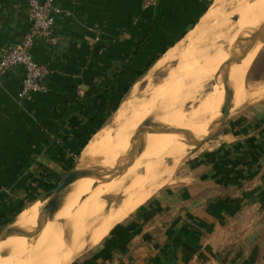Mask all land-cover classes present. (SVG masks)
Masks as SVG:
<instances>
[{
  "label": "crops",
  "instance_id": "crops-1",
  "mask_svg": "<svg viewBox=\"0 0 264 264\" xmlns=\"http://www.w3.org/2000/svg\"><path fill=\"white\" fill-rule=\"evenodd\" d=\"M56 2L59 45L37 41L31 50L49 70L45 91L20 100V67L0 80V232L55 188L125 84L176 46L211 4L157 0L144 10L143 0ZM0 24L1 54L27 32L28 0H0ZM263 78L260 57L245 76L249 97L234 106V89L214 139L71 264H264Z\"/></svg>",
  "mask_w": 264,
  "mask_h": 264
},
{
  "label": "bare ground",
  "instance_id": "bare-ground-1",
  "mask_svg": "<svg viewBox=\"0 0 264 264\" xmlns=\"http://www.w3.org/2000/svg\"><path fill=\"white\" fill-rule=\"evenodd\" d=\"M235 15L238 16V20L233 23L231 17ZM262 22H264V0H214L184 39L154 64L146 76L148 84L146 89L142 92L140 85H134L111 122L100 129L86 146L79 161V168L84 167L85 160L89 162L92 160L91 163L96 162L100 164L99 167L106 169L110 167L114 170L117 165L124 164H118V160L122 158L111 161L112 156L136 144L141 134L154 136L151 139L155 142L160 141L155 137L168 135L148 134L144 125L148 118H152L154 122L164 127L188 130L195 139L202 137L208 128L213 108L215 109L212 118L215 122L218 120L223 99V95L218 92L219 99L214 101V84L207 92L202 89L207 84L214 83V73L227 60L229 53H232L231 42L236 38L239 29ZM254 29L256 30L255 27ZM235 42L239 43V40ZM240 48H238L239 52L244 49L240 51ZM234 51L236 47L233 53ZM246 59L239 65L241 67L238 68L239 70L235 67L231 68V72H234L230 73V79L232 78L231 82L234 85L243 79L245 74L243 64ZM156 75L163 77L159 85H154L153 78ZM247 94L246 90L242 89L235 101L240 103L242 100L240 104H243L248 98L249 94ZM187 102L191 103V108L185 111ZM172 136L175 138L166 141L167 147L171 148L172 143L175 142H178L179 147L184 146L183 143H190V140L186 139L188 136L184 137V133H174ZM146 142L135 148L143 152L135 163L124 170L122 176L119 174L107 189L96 191L78 208L70 210L71 205L77 202L79 197L88 193L90 184L84 182L92 184L91 180H79L77 182L79 185L66 196L64 205L54 217H52V204L47 201H38L29 208L27 214L41 208L29 217L25 218L24 213L17 216V221L14 223L17 234L2 240L4 243L0 241V264H4L5 261L1 257L3 252L8 255L13 252L12 264H69L78 256L96 247L113 226L126 219L163 187L166 180L168 181L169 176L165 175L168 171L163 163L168 156L158 154V150L167 152L169 149L165 150L164 143L156 145ZM102 174L104 175L103 172L98 173V176L101 177ZM106 202H110L111 205L106 207ZM38 217L44 221V228L34 237L31 236L33 239H30V243L26 240L27 245H24L26 248L17 246L18 249L14 247L17 249L14 251L12 246L21 238L18 235L30 230L34 231ZM62 218H64L63 225L59 226L57 220ZM7 242L8 245L10 244L8 249L5 245ZM1 245L4 246L3 249Z\"/></svg>",
  "mask_w": 264,
  "mask_h": 264
},
{
  "label": "rangeland",
  "instance_id": "rangeland-1",
  "mask_svg": "<svg viewBox=\"0 0 264 264\" xmlns=\"http://www.w3.org/2000/svg\"><path fill=\"white\" fill-rule=\"evenodd\" d=\"M213 1L214 0H211V4L213 3ZM210 4V5H211ZM248 4H250V3H248ZM210 5H208V7L210 6ZM208 9V8H207ZM207 9H206V11H207ZM205 11V12H206ZM230 11V10H229ZM204 12V13H205ZM224 19H226V17H223ZM231 20L233 21V23L234 22H236L237 20H238V16L237 15H235V16H233V17H231ZM195 26V25H194ZM194 26H192V27H194ZM191 27V25H190V28H189V30L192 28ZM249 27V28H248ZM254 27L256 28V30L258 31H256L255 29H254ZM189 30H188V32H189ZM252 30V31H251ZM187 32V33H188ZM232 32V31H231ZM245 32H248L247 34L245 33ZM263 32H264V22H262V23H259V24H252L251 26H244V27H242L241 29H239V31L237 32V36H236V38L233 40V42H231V46H232V48H231V51H232V53L230 52L229 53V57L227 58V60L230 58V56H232L233 54H237V55H240L241 53H243L244 51H245V49L246 48H250V51H249V53H248V55H247V57H245L244 59H246V62H245V64H243V66H245V68H244V71L243 72H245V74H243V79H241L240 80V82L239 83H237V84H233L232 82H231V79H230V73H233V72H231V68H233V67H235L237 70H239L241 67L239 66L241 63H242V61L240 62V63H238V64H236V63H233L232 64V66L230 67V70H229V82L232 84V87H233V89H235V94H236V96H235V98L237 97L238 98V93H239V91H241L242 89L243 90H246V88H245V84H244V80H245V76H246V74L248 73V71H249V69L253 66V64H254V62L256 61V60H258L260 57H262V59H263V61H264V44H262V43H260V41H259V38H260V36L263 34ZM234 33V32H233ZM186 36V35H185ZM184 36V37H185ZM252 38H251V37ZM184 37L182 38V39H184ZM248 37H250L251 38V40H250V38H248ZM244 39V40H243ZM248 39V40H247ZM236 40H239V43H237V42H235ZM241 40V41H240ZM244 41V43H243V41ZM207 41V40H206ZM243 44H242V43ZM201 43L202 42H200V44L199 45H201ZM252 43V44H251ZM255 43H257V45L255 44ZM242 46V48H244V49H242V48H240L241 46ZM236 47V51H234V53H233V50L235 49V47ZM256 47V48H255ZM238 48H240V51H241V49H242V51L241 52H239V49ZM192 50V49H191ZM166 53V52H165ZM164 53V54H165ZM192 53H193V51H192ZM164 54H162V55H160V58H162L163 56H164ZM189 54L191 55V52H189ZM159 58V59H160ZM158 61V60H157ZM226 61V60H225ZM225 61L223 62V64L225 63ZM223 64H221V65H223ZM220 65V66H221ZM234 65V66H233ZM242 66V67H243ZM153 66H151V68H152ZM240 67V68H239ZM151 68L143 75V76H141L140 78H137L134 82H133V84H132V86L130 87V89L127 91V93L123 96V97H121V101L117 104V108L116 109H114V110H110V112H107V115H106V120L104 121V124H103V126H102V128L104 127V126H106L108 123H110L111 122V120L113 119V117L115 116V114H116V112H117V110L119 109V107L121 106V104L128 98V96H129V94H130V92H131V90L133 89V87H134V85H136V84H138V85H140V89H141V91L143 92L145 89H146V86L148 85L147 84V82H146V76L149 74V72L151 71ZM239 68V69H238ZM237 70H235V71H237ZM218 71V72H217ZM216 72H217V74H216V72L214 73L215 75H214V83H209V84H207L203 89H202V91H205V92H207V91H209L210 90V88L212 89V85L214 84V92H213V97H214V101L216 100V99H219V98H217L218 96H217V94H218V92L220 93V94H222L223 95V99H222V103H221V106H220V110L222 109V105H223V101H224V89H223V87H224V84H223V78H222V74H223V69L221 68V67H219V69L217 70ZM154 85H159L160 83H161V81H162V79H163V77L162 76H155L154 78ZM140 81V82H139ZM249 81V82H248ZM248 81H247V84L248 85H252V81H253V78H252V76H251V78L250 79H248ZM261 81H263L264 82V78L261 80ZM146 82V83H145ZM240 83H242V84H240ZM231 84H230V86H231ZM240 84V85H239ZM239 86V87H238ZM244 87V88H243ZM216 88V89H215ZM247 92V91H246ZM248 93V92H247ZM248 95V94H247ZM248 97H249V95H248ZM236 100V99H235ZM241 101L242 100H240V103H241ZM216 102V101H215ZM189 103V104H188ZM239 101H235V106H239ZM220 104V103H219ZM241 105V104H240ZM185 111H188L190 108H191V103L190 102H187L186 104H185ZM214 109L215 108H213V110H212V116H211V120H209L208 121V128H207V130H206V132L204 133V135L206 136L210 131H212V130H215L216 129V127H217V125H218V122H219V119H220V116H221V111L219 112V116H218V120L215 122L214 120H213V114H214ZM148 120H149V118H148ZM150 120H152V122L153 123H156V122H154V120L151 118ZM157 124H159V123H157ZM102 128H100V129H102ZM167 128V127H166ZM97 133V132H96ZM139 134H141V133H139ZM188 134H190V135H192V133H190V132H188V133H184V137H186V135L188 136ZM169 135V136H168ZM168 135H163V136H161V138H158V137H155V138H157V139H159L160 141L159 142H155L154 140V142L152 141V137H154V136H150V135H146V134H141L140 136L141 137H139L138 139H137V143L136 144H134V145H132V146H129L128 148H126V149H124V150H121V151H118L117 153H115L112 157H113V159L111 160V161H115L114 159H118V158H122V159H120V160H118L119 162H118V164L119 163H123V164H121V165H123V166H126V161H128V160H126V159H128V158H126V157H123L129 150H130V148H136L138 145H141V144H144L145 142H146V140L148 141V142H146V143H156V145H157V143H164L163 145L165 146V150H167V149H169V150H167V152L165 151V152H163V151H161L160 149L158 150V154H160V155H165L167 158L165 159V161L163 162L164 163V165H165V169L168 171V173H166L165 175H168L169 176V178L167 177V179H168V181L166 180L165 182V184L164 185H166V184H169V183H171L172 182V180H173V178H174V176H175V174L177 173V172H179V170H180V168L183 166V163L185 162V160H186V158H188L189 157V155L192 153V152H194L195 150H197L198 148H200L201 146H198V147H196V146H194V145H191V143H183V145L184 146H178V142H175V143H172V147L170 148V147H167L168 146V143H166V141L169 139V140H172L173 138H175L174 136H172V134H168ZM204 135L202 136V137H199V138H197V140H201L203 137H204ZM95 136V134H93L92 136H90V138L88 139V142H87V145H88V143L91 141V139L93 138ZM172 137V138H171ZM215 137V136H214ZM214 137L213 138H211L210 140H212V139H214ZM147 138V139H146ZM149 138V139H148ZM186 139H189L188 137H186ZM149 140H150V142H149ZM210 140H208V141H206L204 144H206L207 142H209ZM190 142V141H189ZM182 143V142H181ZM86 145V146H87ZM85 150V149H84ZM83 153H84V151H83ZM83 153H82V155H83ZM79 156H80V154H78L77 155V158H76V161L79 159ZM82 157V156H81ZM174 158V159H173ZM177 158V159H176ZM125 159V160H124ZM175 160V161H174ZM92 162V160H90V162H89V160H85V162H84V167L80 170V171H82V172H85V173H87V174H84V176L81 178V179H79V180H91L92 181V184L91 183H89V182H84V183H88V184H90V189L88 190V193L87 194H84V195H82L81 196V198L79 197V199L77 200V202H74L72 205H71V207H70V210H72V209H75V208H78L80 205H82V203H84V202H86V201H88L89 199H90V197L92 196V194L93 193H95L96 191L97 192H100V191H104L105 189H107V187H109L110 186V184H111V182H112V180L114 181V179H116L117 178V176L120 174V176H122L123 174H124V170L126 169V168H119L118 167V165L116 166L117 167V169L115 168L114 170L112 169V168H110L109 167V169H106L105 167L104 168H102V167H99L100 166V164H97L96 162L94 163H91ZM87 163V164H86ZM90 165H91V167H90ZM87 166V167H86ZM130 167V166H129ZM102 170H101V169ZM104 169V170H103ZM120 169V170H119ZM101 172H100V171ZM110 170H112L111 172H109ZM169 171H170V173H169ZM104 173V175L103 176H98V173ZM93 174V175H92ZM79 180L78 181H76V183H73V184H71L70 186H68L67 187V194H66V196L70 193V191L71 190H73V188L75 187H77V185H79V184H77V182H79ZM57 185V184H56ZM100 190V191H99ZM66 196L62 199V202H61V207L64 205V203H65V199H66ZM43 199H45V196H44V198ZM111 205V203L110 202H106V207H109ZM33 207V205H30L29 206V208H32ZM28 208V209H29ZM28 209H26L23 213H24V216H25V218H27V217H29L31 214H33L35 211H37V210H41V208H38V209H36L33 213H31V214H27V210ZM15 221H17V220H15ZM58 222L57 223H59V226H61V225H63V221H64V218H62V219H59V220H57ZM39 231V230H38ZM37 230H35V228H34V231H32V230H30L29 232H23V233H20L18 236L19 237H21L20 239H17L18 240V242H16L15 241V244L12 246L13 247V250L14 249H16L17 248V246H18V248H20V247H23V249L24 248H26L25 246L27 245V244H25V242H26V240H27V243H30V241L33 239V237H34V235L35 234H37V232H38ZM31 232V233H30ZM32 232H34V233H32ZM33 234V235H32ZM63 234V231L61 232V235ZM29 235V236H28ZM31 236H33V237H31ZM25 237V238H24ZM24 238V239H23ZM32 238V239H31ZM29 239V240H28ZM31 239V240H30ZM22 240H23V242H22ZM6 241V240H5ZM2 242V241H1ZM9 242V241H8ZM8 242L7 243H5V245H6V247H7V249H8V246L10 245H8ZM2 243H4V241L2 242ZM4 245V244H3ZM25 245V246H24ZM2 246V245H1ZM3 247L4 246H2L1 248L3 249ZM14 247H16V248H14ZM17 248V249H18ZM16 249V250H17ZM22 249V248H21ZM16 250H14V251H16ZM4 253V254H3ZM2 254H1V257H2V259H5V261H4V264H12V262L14 261V259H13V256H12V253L11 254H6L5 252H3ZM87 253V252H86ZM85 254V253H84ZM83 254V255H84ZM3 255V256H2ZM82 255H80V256H78L77 258H75L74 260H76V259H78V258H80ZM73 261H71L69 264H71Z\"/></svg>",
  "mask_w": 264,
  "mask_h": 264
},
{
  "label": "built area",
  "instance_id": "built-area-1",
  "mask_svg": "<svg viewBox=\"0 0 264 264\" xmlns=\"http://www.w3.org/2000/svg\"><path fill=\"white\" fill-rule=\"evenodd\" d=\"M70 1L76 4L79 0ZM156 1L143 0L142 8L149 9L156 4ZM28 7L30 25L27 32L17 44L4 48L0 54V80L14 68L23 69V78L18 93L20 100L45 91V79L49 70L34 60L31 50L37 41L43 42L50 49L59 45L55 20L63 12L56 0H28Z\"/></svg>",
  "mask_w": 264,
  "mask_h": 264
},
{
  "label": "water",
  "instance_id": "water-1",
  "mask_svg": "<svg viewBox=\"0 0 264 264\" xmlns=\"http://www.w3.org/2000/svg\"><path fill=\"white\" fill-rule=\"evenodd\" d=\"M259 41H260V43L264 44V32L260 36ZM249 51H250V48L248 47L240 55L233 54L232 56H230V58L228 60H226V62L223 65L220 66L223 69V74H222L223 79L222 80H223V84H224V87H223V89H224V101H223V105H222V109H221V116H220L218 125H217L215 130L210 131L201 140H197L192 135L188 134V138L190 140L191 145H194L196 147L201 146L206 141H208L211 138H213L214 136H216L221 131V129L223 128V126H224V124L228 118L229 111H230L231 106H232L233 96H234V89H233L232 85L230 86V82H229L230 67L232 66L233 63L238 64L242 60H244V58L247 57ZM150 119L151 118H149V120H147L144 123L145 128L148 131V134H156V133L174 134V133H188L189 132L188 130H185V129L181 130V129H177V128H168V127L166 128L162 124L153 123L152 120H150ZM142 152H143L142 150L137 151L134 148H130V150L123 156V157L128 158L127 159L128 161L125 163L126 166H118V167L122 168V169L123 168L127 169L129 166H131L133 163H135L137 157L139 155H141ZM82 153H83V151L80 153L79 159L77 161L75 160L73 165L63 175V177L57 183L55 188H53L45 196V199L41 200V201H47V202L52 204V207H53V216L52 217H54L59 212V210L61 209L62 199L67 194V187L70 186L71 184L75 183L79 179H81L84 176V174H87L85 172L80 171L82 168H79V161L81 159ZM111 171L112 170H110L109 172H111ZM21 213L22 212H20L19 214H21ZM17 216L10 222V224L6 228H4V230H2L0 232V241L7 239L9 237L15 236L17 234V228L14 226V223H15ZM44 226H45L44 221H42L40 219V217H38L37 221H36L35 230H37V231L42 230L44 228Z\"/></svg>",
  "mask_w": 264,
  "mask_h": 264
},
{
  "label": "trees",
  "instance_id": "trees-1",
  "mask_svg": "<svg viewBox=\"0 0 264 264\" xmlns=\"http://www.w3.org/2000/svg\"><path fill=\"white\" fill-rule=\"evenodd\" d=\"M207 7H208V6H206V8H204V9L202 10V12H200V13L195 17V20L192 22L191 27L197 24V22L199 21V19L201 18V16H202V15L204 14V12L206 11ZM159 58H160V56H156L155 58H153V59H152V60H151L146 66H145L144 70L141 71V72H139V73L137 74V76H136L135 79L140 78L141 76H143V75H144V74H145V73L151 68V66H153V65L157 62V60H159ZM133 82H134V80L131 81V82L128 83V84H125V86L123 87V90H120V93L118 94V98H117V100H115V102L112 104L110 110H114V109L117 108V104L121 101V97H123V96L127 93V91H128V90L130 89V87L132 86ZM110 110H109V112H110ZM105 120H106V119H103V120H102V122L100 123V125L97 126L96 130L102 128V126H103ZM93 121H94V120H93ZM71 123H72L73 126H77V125H78V123H77L76 121H74V120H73ZM89 138H90V136L87 137L86 140H88Z\"/></svg>",
  "mask_w": 264,
  "mask_h": 264
}]
</instances>
